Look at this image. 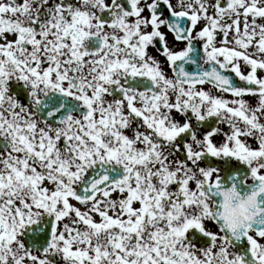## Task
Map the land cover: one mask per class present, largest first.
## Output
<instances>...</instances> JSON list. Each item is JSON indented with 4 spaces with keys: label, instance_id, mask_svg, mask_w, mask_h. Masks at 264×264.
Here are the masks:
<instances>
[{
    "label": "snow or ice",
    "instance_id": "6c2138e0",
    "mask_svg": "<svg viewBox=\"0 0 264 264\" xmlns=\"http://www.w3.org/2000/svg\"><path fill=\"white\" fill-rule=\"evenodd\" d=\"M0 264H264V0H0Z\"/></svg>",
    "mask_w": 264,
    "mask_h": 264
}]
</instances>
